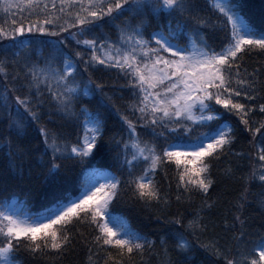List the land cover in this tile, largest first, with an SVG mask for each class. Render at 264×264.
<instances>
[{"label": "snow or ice", "instance_id": "6c2138e0", "mask_svg": "<svg viewBox=\"0 0 264 264\" xmlns=\"http://www.w3.org/2000/svg\"><path fill=\"white\" fill-rule=\"evenodd\" d=\"M206 5L212 16L197 0H0V40L12 41L13 48L26 47L17 38L28 34L61 37L49 42L53 55L42 67L13 53L11 63L17 70L11 81H23L19 89H9L17 106L14 125L21 132L37 126L44 146L38 166L46 169L47 190L35 212L14 209L7 201L0 204V264H23L21 251L33 261L61 257L83 224L92 229L89 264L94 255L95 264L100 259L103 264L142 260L157 242L134 231L111 208L124 188L149 208L155 204L170 209L171 200L156 176L160 171L167 175L171 166L177 204L191 206L197 194L204 200L190 216L179 209L170 213L168 222L176 227L159 240L162 264H192L197 248L216 258L201 264L220 259L224 264H264V235L249 247L247 223L238 214L231 228L224 224L234 244L222 247L219 236L202 239L209 231L206 217L215 207L207 201L215 183L213 161L230 153L236 139L232 117L250 133L255 149L251 171L238 177L245 187L236 206H245L250 185L264 189V120L256 127L254 119L264 116V69L248 71L243 65V57L253 51L264 56V26L256 28L247 20L241 0H206ZM105 26L114 27L115 40L97 33ZM207 28L223 34L218 50L205 38ZM7 63L0 61L6 86ZM102 69H117L134 97L128 111L135 119L116 108L127 138H110L107 149L104 137L111 113L105 101L112 97L103 94L105 85L93 78V72ZM45 90L66 124L76 130L74 142L65 139L70 133L41 124L37 109ZM98 92L102 100L93 110L77 107L82 95L95 97ZM8 100L5 95L6 107ZM149 128L151 139L139 131ZM113 142L116 149H111ZM16 152L21 159L33 154L22 143ZM227 171L234 175L232 169ZM11 179L0 171V191H7ZM259 203L264 207V199Z\"/></svg>", "mask_w": 264, "mask_h": 264}, {"label": "trees", "instance_id": "16d2710c", "mask_svg": "<svg viewBox=\"0 0 264 264\" xmlns=\"http://www.w3.org/2000/svg\"><path fill=\"white\" fill-rule=\"evenodd\" d=\"M198 7L205 9L206 15L212 16L213 14L207 10L206 0H197ZM242 12L247 20L254 25L256 28L264 26V0H241ZM102 23V22H101ZM149 32L151 29L148 30ZM205 38L212 47L219 49L220 40L222 33L214 32L211 28L204 29ZM97 33L101 35H109L111 39H116V32L114 27L105 26L103 30L97 29ZM67 36V33L63 34ZM61 37H49L41 36L38 33L28 34L25 37H18V40H24L26 47L13 48V42L10 40H0V61L7 60V67L9 69V83L7 86L4 83V77L0 75V171H5L11 179L7 191H0V204L7 201L15 200L17 203L23 206L22 211L35 212L41 203V196L47 190V180L44 173L46 169L39 165L40 154L44 151L42 138L38 137L37 126L33 124L23 132L16 129L14 121L16 119L15 113L17 106L15 100L9 89L15 87L19 89L20 84L23 82L17 80L11 81V76L17 70L16 67L11 63L13 59V53L19 52L20 59L28 58L30 62L36 63L38 66H44L45 61L53 55V49L49 42L58 41ZM74 46V44H73ZM10 51L6 54L5 48ZM63 47V46H61ZM65 51H68L65 49ZM243 65L248 71L259 67L264 69V56L258 55L253 51L250 55L243 57ZM62 66V64H61ZM20 70L23 71L22 65L19 66ZM243 72V68L241 69ZM93 78L102 82L105 87L103 94L112 97L111 102L105 101L108 111L111 113L106 133L104 137L105 147L108 148V141L110 138L115 140L126 139V133L121 132L123 122L120 120V116L116 113V108L120 109V112H127L128 115L132 116L131 112L128 111V106L133 102V89L128 86L126 78L119 73L117 69H102L101 71H94ZM88 75L84 74V81L87 82ZM26 91V89H25ZM35 89H33V94ZM8 95V106H5L4 96ZM102 100V94L97 93L95 97L81 96L80 102L77 103V107H89L93 110L96 107L98 101ZM43 103L37 109L41 112L42 119L41 124L47 125L50 129L54 128L62 130V134L70 133L65 135L70 143L76 140V130L73 129L71 124H66V119L63 118L61 112H57L54 102H52L45 90L44 96L42 97ZM116 107H112V104ZM23 111L22 109L20 110ZM223 111V110H221ZM11 112V115H10ZM50 117V119H49ZM236 128V139L232 147V151L222 156L219 161H213L212 167V178L215 183L209 190L207 197L208 203L215 202V207L208 213L206 219L209 223V231L205 234L202 239L219 236L220 244L222 247H226L229 244H234L232 240L233 233L226 231L224 228L225 221L228 227L231 228L234 223L235 215H240L242 219L246 220V243L249 247L253 241L264 235V207L260 206L259 201L264 199V189H261L257 184L249 186L247 193V201L245 206L241 209L236 206V201L240 197L244 190V182L238 179L242 174L251 171V163L254 158L255 149L251 143L252 137L250 133L243 130L242 125H238L235 121V117L230 118ZM257 121L256 127L259 126V121L264 120V116L257 115L254 117ZM62 126H64L62 128ZM142 135L147 132L145 138L151 139V129H139ZM161 129L157 128V132ZM167 131V130H164ZM182 131V130H181ZM198 131L192 133L193 136L197 135ZM175 135V134H169ZM29 149L33 154L25 155L21 159L16 148L18 144ZM116 144H111V149H116ZM11 149L12 155H9ZM242 153L243 155H237ZM115 153L112 152V155ZM51 158L49 153L46 159ZM258 163V161H256ZM228 169H232L234 175L228 174ZM117 175L121 173L116 169H111ZM140 169H137L139 172ZM123 178L126 179V176ZM156 180L161 186L163 192L168 193L171 200V208L165 209L163 206L147 207L140 202L131 198V192L125 191L124 188L121 190L120 197L114 202L111 211L114 215L122 216L129 224V226L145 236L149 240L157 242V247L151 253L146 252L143 259L137 257L134 264H162L164 261L163 250L159 247V240L162 236H166L171 232L176 225L170 224L168 221L172 219L170 213L175 214L177 209L184 212L186 215H191L201 205L204 197L197 194L194 197V204L189 206L187 203L178 205L175 200L176 194V179L174 173V166H171L165 172L160 171L156 176ZM169 182H171V188H169ZM215 225V227H213ZM240 231L239 223H236V234ZM76 239L73 245L68 251L61 257L58 258H42L33 261L26 253L21 251L19 259L23 264H89V251L88 248L92 246V229L87 225L83 224L79 226V231L76 232ZM93 252L95 248L93 247ZM97 257L93 256V264ZM215 261L214 256L206 254L202 249L197 248L192 254V264H201L202 261ZM99 264H103V260L100 259ZM216 264H224L223 259L216 261Z\"/></svg>", "mask_w": 264, "mask_h": 264}, {"label": "rangeland", "instance_id": "374dc122", "mask_svg": "<svg viewBox=\"0 0 264 264\" xmlns=\"http://www.w3.org/2000/svg\"><path fill=\"white\" fill-rule=\"evenodd\" d=\"M8 205L12 206L14 209L23 210V206L19 203H17L15 200H11Z\"/></svg>", "mask_w": 264, "mask_h": 264}]
</instances>
